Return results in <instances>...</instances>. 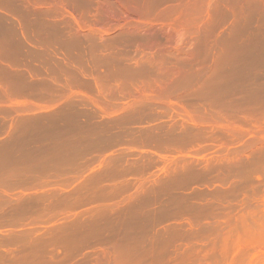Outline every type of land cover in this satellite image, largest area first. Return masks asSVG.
<instances>
[{"label": "rangeland", "instance_id": "374dc122", "mask_svg": "<svg viewBox=\"0 0 264 264\" xmlns=\"http://www.w3.org/2000/svg\"><path fill=\"white\" fill-rule=\"evenodd\" d=\"M77 1L0 0V264H264V0L223 2L195 64L168 53L166 95L147 37Z\"/></svg>", "mask_w": 264, "mask_h": 264}, {"label": "bare ground", "instance_id": "6f19581e", "mask_svg": "<svg viewBox=\"0 0 264 264\" xmlns=\"http://www.w3.org/2000/svg\"><path fill=\"white\" fill-rule=\"evenodd\" d=\"M42 1V0H41ZM45 2H47L48 1V3L49 4H51L52 6H54L53 8H52V6H50L51 8H46V7H43L44 9H46V10H50V9H54L55 11H56V9L58 10V8H61V10L62 9H64L63 7H62V5L64 4H66V3H62V0H44ZM63 1H68V0H63ZM72 1H74V0H72ZM77 0H75V2H76ZM88 1V0H87ZM98 2H99V6L101 7V8H99V6H97L99 9H101V10H103L102 12H104L105 14H106V16H104V13H103V15H101V16H104V18L106 19V22L104 23V25L107 23L108 25H109V28L108 27H106V26H108V25H106V26H104L103 25V27L102 28H108V29H111L112 30V28L113 27H118V28H120V30H123L125 33L126 32H129V33H133L132 35H134V33L135 34H137L138 33V35H142V37L143 38H145V37H147L146 39H144L145 41H143L142 39V42H140L141 40H139V39H137L136 40V38H135V40L133 41L134 42V44L135 45H133V43L131 44L132 45V47L134 46V50L133 51H135V52H133V53H135L134 55L135 56H133L132 54H131V51H128V52H130L129 54H131V57L132 58H134L135 57V59L139 62L140 60V62H139V65H141V64H144V62H146V61H148V63L150 62V60L151 59H153L154 60V62H155V66H156V64L158 65V68H160L164 73H166V78L168 79H170V80H168V82L167 81H165V82H161V84H156V83H154V82H156V81H154V82H152V84L154 85V87L153 88H156V92H158V93H162V94H165L168 90H169V86L171 85L170 84V82H172L171 80H176L177 78H179V77H181L183 74H182V72H183V69H182V67H183V65L185 64H189V65H192V63H194V62H197V60L199 59V57H200V55H199V52H200V48L202 49V44H203V42L205 43L206 41L205 40H207L208 38V36L210 35V33L212 32V31H214V29H213V26H214V23H215V21L218 19V17H219V14H222V13H224L223 11H222V13H220V11L222 10L221 8L222 7H224V5H223V2H227V0L226 1H224V0H175V1H173V2H169V3H161L162 2V0H161V2H157V3H154L155 1L153 0H97ZM160 1V0H159ZM164 1V0H163ZM232 0H229V2H231ZM29 2V1H28ZM40 2V1H39ZM74 2V5L76 6V5H78L77 3H75ZM78 2V1H77ZM82 2V1H81ZM89 2H91V1H89ZM94 3H95V0L93 1ZM31 3H33V2H31ZM69 3H71V1L69 2ZM73 3V2H72ZM84 3V2H83ZM160 3V4H159ZM25 4H27V1L25 2ZM24 4V5H25ZM30 4V3H29ZM36 4V3H35ZM46 4V3H45ZM28 5V4H27ZM66 5H68V6H71L72 4H68V2H67V4ZM82 5V4H81ZM84 5V4H83ZM86 5V4H85ZM84 5V6H85ZM98 5V4H97ZM223 5V6H222ZM33 6H34V3H33ZM83 6V7H84ZM90 6V5H89ZM88 6V7H89ZM226 6V5H225ZM230 7H231V9H232V4L231 5H229ZM228 6V7H229ZM31 7H32V5H31ZM56 7H58V8H56ZM71 7H73V6H71ZM88 7H86V8H88ZM114 7H117L116 9H119L120 10V12H119V10H116V11H118L117 13L115 12V9H114ZM234 7V6H233ZM33 8V7H32ZM56 8V9H55ZM77 8V7H76ZM79 8H80V4H79ZM85 8V7H84ZM92 8V7H91ZM97 8V10L94 12V13H97V11L99 10ZM224 8H227V7H224ZM25 9H30V8H25ZM44 9H42L43 10V13L45 12L44 11ZM90 9V8H89ZM35 10V9H34ZM36 10H40V8H38V9H36ZM35 10V11H36ZM49 10H48V12H49ZM73 10V9H72ZM80 10V9H79ZM84 10V9H83ZM90 10H92V12H93V8L92 9H90ZM89 10V11H90ZM233 10V9H232ZM27 11V10H26ZM51 11V10H50ZM55 11H53L52 13H54ZM60 10H58V12H59ZM65 13L67 12V11H65V10H63ZM76 11L77 12H80V11H78V8L76 9ZM100 11V10H99ZM98 11V12H99ZM230 11V10H229ZM33 12V11H32ZM38 12V11H37ZM36 12V13H37ZM40 12V11H39ZM38 12V13H39ZM77 12H75V13H77ZM84 12V14H85V17L88 19V21L89 22H92L93 20L95 21V20H97L98 19V21L99 22H102V21H104V20H102V19H104V18H100V15H99V17H96V16H98L97 14L95 15L94 13V15L93 16H95L94 18H97V19H94L92 16L90 17V15H89V17L90 18H93V20H91V19H89L86 15H88L87 14V12H88V10L87 11H83ZM86 12V13H85ZM233 12V11H232ZM28 13V12H27ZM50 13V12H49ZM52 13H50V14H52ZM55 13H57V11L55 12ZM61 12H59V14H60ZM115 13V14H114ZM228 13V12H227ZM64 14V13H63ZM71 14V13H70ZM79 14V13H78ZM78 14H76V15H78ZM84 14H82V16L84 15ZM90 14H92L91 12H90ZM99 14V13H98ZM100 14H101V12H100ZM33 15H34V13H33ZM37 15V14H36ZM41 15V14H40ZM47 15V14H46ZM56 15H58V13L57 14H55L54 16H56ZM60 15H62V13L60 14ZM60 15H58V16H60ZM81 14H79V16H80ZM39 16V15H38ZM43 16V15H42ZM77 17V18H79L80 20H81V18L80 17ZM67 17V18H66ZM71 17V16H70ZM69 17V18H70ZM85 17L84 18H82L83 19V21H85V20H87V19H85ZM222 17V16H221ZM54 18V17H53ZM65 18H66V20L67 19H69L68 18V16H65ZM65 18H64V20H65ZM100 18V19H99ZM71 19H73V18H71ZM71 19H70V21H71ZM85 19V20H84ZM225 19H227V18H225ZM235 19V18H234ZM52 20V19H51ZM91 20V21H90ZM223 20V19H222ZM221 20V21H222ZM236 20V19H235ZM52 21H54V20H52ZM61 21V20H60ZM70 21H68L70 24H71V22ZM73 22V24H75L74 23V19L72 20ZM82 21V20H81ZM82 21V23L81 24H83V23H85V24H87L86 22H83ZM87 21V22H88ZM93 21V22H94ZM227 21H228V19H227ZM67 22V23H68ZM97 22V21H96ZM99 22H97V23H99ZM167 22H170L171 23V25H168V24H166ZM219 22H220V20H219ZM64 23H66V22H64ZM97 23H96V25H97ZM227 23V22H226ZM232 23H234V21L233 22H231V24ZM90 24V23H89ZM65 25V24H64ZM92 25H94L93 23H92ZM100 25V24H99ZM101 25H102V23H101ZM70 26H72V25H70ZM75 26L77 27L78 25H76L75 24ZM83 26V25H82ZM95 26V25H94ZM216 26V25H215ZM231 26V25H230ZM68 27H69V24H68ZM112 27V28H111ZM232 27H233V24H232ZM74 27H70V29H73ZM217 28V27H216ZM230 28V27H229ZM233 28H235V27H233ZM80 29V28H79ZM94 29V28H93ZM95 29H97V28H95ZM114 29V28H113ZM232 29V28H231ZM80 30H82V29H80ZM98 30V29H97ZM100 30V29H99ZM70 31V30H69ZM78 31V30H77ZM91 31V30H90ZM89 31V29H88V32H90ZM123 31H119V33L118 34H122V33H120V32H123ZM76 31H74V34H76V33H78V32H76ZM86 32V31H85ZM84 32V33H85ZM88 32L86 33V34H81L82 32L80 31V33H78V35H75L76 37L77 36H79V37H81V36H83V39L86 37V35H88ZM94 31H92V33H93ZM96 32V31H95ZM101 33H102V31H100ZM99 31H98V33H100ZM115 32V31H114ZM113 32V33H114ZM92 33L90 32L89 34H90V36L92 35ZM217 33V32H216ZM215 33V34H216ZM27 34V33H26ZM117 34V35H118ZM159 34L163 37V41L164 42H162L161 40H157L156 39V36L158 35L159 36ZM97 35V34H96ZM105 35V34H104ZM126 35V34H125ZM128 35V34H127ZM222 35H224V34H222ZM28 36V35H27ZM85 36V37H84ZM92 36H94V35H92ZM97 36H99L100 37V34L99 35H97ZM107 36V35H106ZM105 36V39L108 37H106ZM122 36H124L123 34H122ZM157 36V37H158ZM215 36V35H214ZM218 36V35H217ZM78 37V38H79ZM87 37H89V36H87ZM103 37V36H102ZM101 37V38H102ZM140 37V36H139ZM223 37H225V36H223ZM91 37H89V39H90ZM112 38L113 37H111L110 39L112 40ZM129 38H131V37H129ZM225 38H227V37H225ZM74 39V38H73ZM93 39H95V38H92V40ZM103 39V38H102ZM125 39V38H124ZM127 39V38H126ZM125 39V40H126ZM162 39V38H161ZM221 39V38H220ZM76 40H77V38H76ZM79 40V39H78ZM81 40V39H80ZM91 40V39H90ZM98 40V39H97ZM109 40V39H108ZM114 40V39H113ZM128 40H130V39H128ZM138 40H139V42H138ZM72 41V40H71ZM119 41V40H118ZM121 41V40H120ZM208 41V40H207ZM222 41V40H221ZM76 42V41H75ZM81 42V41H80ZM87 42H88V40H87ZM90 43H91V45H93V43L91 42V41H89ZM102 43H103V40L101 41ZM101 42L99 41V42H96V43H100V45H102L101 44ZM111 42V41H110ZM137 42V43H136ZM224 42V41H223ZM46 43V42H45ZM79 43V42H78ZM119 43V42H118ZM118 43H116L117 45H118ZM75 44V43H74ZM80 44V43H79ZM86 44V43H85ZM105 44V43H104ZM110 44V43H109ZM120 44V43H119ZM122 44V43H121ZM120 44V45H121ZM129 44V43H128ZM206 44V43H205ZM204 44V45H205ZM212 44H214V43H212ZM76 45H77V43H76ZM107 45V44H106ZM119 45V46H120ZM123 45V44H122ZM130 45V44H129ZM128 45V46H129ZM130 45V46H131ZM90 46V45H89ZM88 46V47H89ZM95 46V45H94ZM105 46V45H104ZM110 46V45H109ZM129 46V47H130ZM209 45L207 44V47H208ZM211 46V45H210ZM81 47H84V46H81ZM87 47V48H88ZM92 47V46H91ZM106 47V46H105ZM104 47V48H105ZM112 47H114V46H112ZM206 47V46H205ZM204 47V48H205ZM225 47V46H224ZM90 48V47H89ZM88 48V49H89ZM116 48V47H115ZM124 48V47H123ZM223 48V47H222ZM228 48V47H227ZM84 50H85V48H83ZM87 49V50H88ZM91 49V48H90ZM98 49H100V46H98ZM110 49H112L111 48V46H110ZM120 49V48H119ZM118 49V50H119ZM126 49V48H125ZM92 50H93V48H92ZM95 50V49H94ZM103 50V49H102ZM105 50V49H104ZM107 50V49H106ZM117 50V51H118ZM122 50V49H121ZM130 50V49H129ZM204 50V49H203ZM96 51H97V49H96ZM95 51V52H96ZM101 51V50H100ZM115 51V50H114ZM95 52H94V54H95ZM113 52V51H112ZM111 52V53H112ZM121 52V51H120ZM128 52H127V54H128ZM207 52V51H206ZM97 53V52H96ZM122 53V55H123V51L121 52ZM125 53H126V51H125ZM168 53H173L174 55H175V57H177V58H179V60H181V62H182V64L183 65H180V64H177V65H173V66H169V65H167L166 64V61H165V59H164V57H166V55L168 54ZM209 53V52H208ZM208 53L206 54V55H208ZM92 54V53H91ZM103 54V53H102ZM107 54H109V53H107ZM116 54H117V52H116ZM118 54H119V52H118ZM127 54H126V56H125V58H126V60L128 61V57H130L129 56V54H128V56H127ZM201 54V53H200ZM203 54V53H202ZM201 54V55H202ZM205 54V53H204ZM87 55H88V53H87ZM96 55V54H95ZM94 55V56H95ZM100 55V54H99ZM106 55V54H105ZM111 54H109V56H110ZM112 55H113V53H112ZM112 55L110 56V57H112ZM170 55V54H169ZM172 55V54H171ZM210 55V54H209ZM93 56V54H92V57H93V59L95 58L96 59V57H94ZM98 56V55H97ZM115 56V55H114ZM119 56H120V54H119ZM118 56V57H119ZM88 57V56H87ZM109 57V58H110ZM115 57H117V55L115 56ZM123 57V56H122ZM130 57V59L132 60V58ZM108 58V59H109ZM124 58V57H123ZM123 58L121 59L122 61H123ZM128 58V59H127ZM176 58V59H177ZM103 59V58H102ZM102 59H100V60H102ZM110 59H112V58H110ZM117 59H119V58H117ZM129 59V60H130ZM134 59V60H135ZM146 59H148V60H145ZM150 59V60H149ZM207 59H208V56H207ZM92 60V59H91ZM125 60V61H126ZM153 60H151V62H153ZM167 60H170V58L169 59H167ZM175 60V59H174ZM87 61V60H86ZM94 61V60H93ZM93 61H91V62H93ZM97 61H99V60H97ZM96 61V62H97ZM103 61V60H102ZM101 61V62H102ZM113 61V60H112ZM116 60H114V62H115ZM124 61V62H125ZM178 61V60H177ZM90 62V63H91ZM117 62H118V60H117ZM130 62V61H129ZM141 62H143V63H141ZM173 62V61H172ZM179 63H180V61H178ZM94 63V62H93ZM99 63V62H98ZM130 63H132V62H130ZM136 62H133L132 64H133V66H134V64H135ZM76 64V63H75ZM78 64V63H77ZM92 64V63H91ZM113 64V63H112ZM115 64V63H114ZM121 64V63H120ZM119 64V66H121ZM146 64V63H145ZM150 64V63H149ZM195 64V63H194ZM198 64V63H197ZM200 64V63H199ZM79 65V64H78ZM103 65V64H102ZM105 65V64H104ZM117 65V64H116ZM116 65H114L115 67H116ZM152 65H154V64H151V66ZM188 65V66H189ZM202 65V64H201ZM80 66V65H79ZM94 66H95V63H94ZM93 66V67H94ZM118 66V65H117ZM135 66H138V64L137 65H135ZM142 66V65H141ZM146 66H148V65H146ZM182 66V67H181ZM187 66V67H188ZM81 67V66H80ZM113 67V66H112ZM124 68H125V66H123ZM128 67V66H127ZM139 67V66H138ZM143 67V66H142ZM150 67V66H149ZM194 67V66H193ZM95 68H96V66H95ZM122 68V67H121ZM121 68H120V70H121ZM148 68V67H147ZM190 68H192V67H190ZM127 69V68H126ZM136 69V68H135ZM146 69V68H145ZM149 69V68H148ZM105 70H107V69H105ZM104 70V71H105ZM118 70V69H117ZM129 70V69H128ZM134 70V69H133ZM138 70V69H137ZM136 70V71H137ZM139 70H141V69H139ZM138 70V71H139ZM158 70V69H157ZM98 71V69L96 70V72ZM132 71V70H131ZM135 71V72H136ZM142 71V70H141ZM145 71V70H144ZM143 71V72H144ZM108 72H110V71H108ZM89 73V72H88ZM93 73H95L94 71H93ZM100 73H101V71H100ZM105 73V72H104ZM114 74L116 73L115 71L113 72ZM122 73V72H121ZM125 73V72H124ZM147 73V72H146ZM89 74H91V73H89ZM96 74H98V73H96ZM102 74V76L103 75H105V74H107V73H105V74H103V72L101 73ZM117 74V73H116ZM134 74V73H133ZM132 74V75H133ZM100 74H98V76H99ZM110 75V74H109ZM123 75V74H122ZM127 75H129V73L127 74ZM126 75V76H127ZM131 75V74H130ZM145 75V74H144ZM92 76V75H91ZM117 76V75H116ZM125 76V77H126ZM135 76H136V74H135ZM139 76V75H138ZM138 76H136V77H138ZM146 76V75H145ZM185 76H187V74L185 75ZM74 77V76H73ZM96 77V76H95ZM101 77V76H100ZM112 77V76H111ZM115 77V76H114ZM118 78H119V76H117ZM128 77V76H127ZM133 77V76H132ZM142 76H140L139 78H141ZM184 77V76H183ZM78 78V77H77ZM77 78H76V80H77ZM91 78V77H90ZM93 78V77H92ZM91 78V79H92ZM97 78V77H96ZM104 78H106V77H102V79H104ZM117 78V80L119 81V79ZM122 79L124 78V76L123 77H121ZM134 78V77H133ZM145 78V77H144ZM72 79V78H71ZM74 79V78H73ZM79 79H81V78H79ZM102 79L100 80V82L102 81ZM111 79V78H110ZM129 79H131V77L130 78H128V80ZM138 78H135V79H133L132 80V83H133V85H134V81L135 80H137ZM141 79H143V77L141 78ZM82 80H83V78H82ZM82 80H81V82H82ZM85 80V79H84ZM83 80V81H84ZM88 80H89V78H88ZM98 80V79H97ZM96 80V81H97ZM115 80V79H114ZM113 80V81H114ZM121 80V79H120ZM146 80V78L145 79H143V81L146 83L147 82V80ZM152 80V79H151ZM161 80V79H160ZM174 80V81H175ZM181 80L182 79H180V82H181ZM80 81V80H79ZM105 81H107L106 79H105ZM126 82H127V78H126V80H125ZM139 79L136 81L138 84H139ZM142 81V80H141ZM142 81V83L144 84V82ZM159 81V80H158ZM178 81H179V79H178ZM178 81H176V82H178ZM74 82V81H73ZM73 82L71 81V83L73 84ZM77 82V84L74 82V84H76L75 86H77L78 85V80L76 81ZM91 82V81H90ZM95 82V81H94ZM94 82L92 81V84H94ZM99 82V83H100ZM120 83L122 82V81H119ZM125 82V83H126ZM129 82H131V80L129 81ZM175 82V83H176ZM84 83V82H83ZM98 83V82H97ZM98 83V84H99ZM106 83V82H105ZM108 83V82H107ZM111 83V82H110ZM123 84H124V79H123V82H122ZM121 83V84H122ZM132 83H126L125 85H127V90H129L128 89V84H131L132 85ZM136 83V84H137ZM141 83V82H140ZM160 83V82H159ZM79 84H81L80 82H79ZM113 84V83H112ZM135 84V85H136ZM137 84V85H138ZM148 82L146 83V86H148V85H150L151 83H149L148 85ZM151 84V87L153 86ZM173 84V83H172ZM177 84V83H176ZM180 84V83H179ZM101 85V84H100ZM99 85V86H100ZM109 85V84H108ZM120 85V84H119ZM74 86V87H75ZM94 86H95V84H94ZM102 86H104L103 84H102ZM106 86V85H105ZM122 86V85H121ZM130 86V85H129ZM145 86V87H146ZM173 86V85H172ZM176 86V85H175ZM108 87V86H107ZM107 87H104L103 89H105V88H107ZM125 87V86H124ZM131 87V86H130ZM142 88L144 87L143 85L141 86ZM174 87V86H173ZM177 87H178V85H177ZM96 88V87H95ZM108 88H110V87H108ZM112 88V87H111ZM114 88H115V86H114ZM172 88V87H171ZM176 88V87H175ZM97 89V88H96ZM125 89V88H124ZM132 89V88H131ZM144 90H145V88H143ZM149 89H150V86H149V88H148V91H149ZM152 89V88H151ZM168 89V90H167ZM173 89V88H172ZM101 90H102V88H101ZM108 91H109V93H110V90L109 89H107ZM113 90V89H112ZM111 90V91H112ZM122 90H123V86H122ZM135 89H133V91H134ZM141 90V89H140ZM115 91H117V89L115 90ZM126 91V90H125ZM137 91V90H136ZM135 91V92H136ZM142 91V90H141ZM102 92H105V91H102ZM101 92V93H102ZM129 92V91H128ZM135 92H134V95H135ZM163 92H165V93H163ZM172 92V91H171ZM107 94H108V92H106ZM112 93V92H111ZM110 93V94H111ZM115 93V92H114ZM124 93V92H123ZM139 93V92H138ZM138 93L136 92V95H138ZM103 94H105V93H103ZM115 94H117V93H115ZM125 94V93H124ZM113 95V94H112ZM131 95H133V92L131 93ZM140 95H142L141 93H140ZM158 95V94H157ZM166 95V94H165ZM154 96V95H153ZM156 96V95H155ZM164 96V95H163ZM124 97V96H123ZM126 97V96H125ZM138 97V96H137ZM151 97V96H150ZM162 97V96H161ZM88 98V97H87ZM146 99V98H145ZM148 99H150V98H148ZM153 99V98H152ZM155 99V98H154ZM163 99V98H162ZM133 101V100H132ZM140 101H141V99H140ZM261 132V131H260Z\"/></svg>", "mask_w": 264, "mask_h": 264}]
</instances>
